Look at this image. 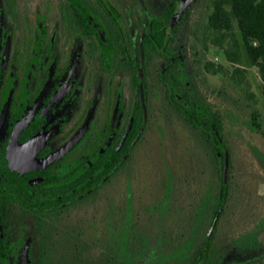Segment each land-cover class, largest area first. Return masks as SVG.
Segmentation results:
<instances>
[{
    "label": "flooded vegetation",
    "instance_id": "af4514ba",
    "mask_svg": "<svg viewBox=\"0 0 264 264\" xmlns=\"http://www.w3.org/2000/svg\"><path fill=\"white\" fill-rule=\"evenodd\" d=\"M188 3L0 0V264H139L147 237L132 223V199L120 203L131 218L120 240L88 242L80 219L88 207L107 214L129 188L164 113L193 125L222 171L205 240L175 262L212 264L231 156L209 147L219 132L205 122L194 80L217 73L206 29L193 39L183 26ZM183 179L188 191L192 177Z\"/></svg>",
    "mask_w": 264,
    "mask_h": 264
},
{
    "label": "rangeland",
    "instance_id": "374dc122",
    "mask_svg": "<svg viewBox=\"0 0 264 264\" xmlns=\"http://www.w3.org/2000/svg\"><path fill=\"white\" fill-rule=\"evenodd\" d=\"M211 6L212 0H189L183 26L193 39L206 29ZM205 43L206 59L222 65L224 72H205L204 80H194L196 100L205 122L219 132L211 136L209 147L218 143L231 156L228 172L226 162L224 169L228 201L210 241L209 258L212 264H264V82L253 66L246 68L243 82L237 85L232 78L235 66L211 40ZM202 49L200 45L198 51ZM253 111L260 115L261 128L252 123ZM149 144L132 163L129 188L106 206L107 214H94L89 207L82 211V236L98 245L109 236L120 240L124 223L131 220L120 203L132 199L134 216L139 218L132 223L147 237L139 264H154L156 259L157 264H177L206 238L223 183L222 171L193 125L171 113L160 114L154 142ZM187 174L192 177L188 191L181 180ZM173 194L178 197L175 203Z\"/></svg>",
    "mask_w": 264,
    "mask_h": 264
},
{
    "label": "trees",
    "instance_id": "16d2710c",
    "mask_svg": "<svg viewBox=\"0 0 264 264\" xmlns=\"http://www.w3.org/2000/svg\"><path fill=\"white\" fill-rule=\"evenodd\" d=\"M205 32L206 40H211L235 66L232 78L237 85L243 82L246 68L253 66L264 82V0H212ZM209 69L224 72L222 65L209 63ZM252 115L260 127L257 111Z\"/></svg>",
    "mask_w": 264,
    "mask_h": 264
}]
</instances>
